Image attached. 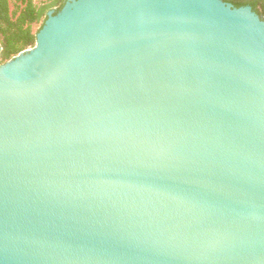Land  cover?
<instances>
[{"label": "water", "instance_id": "obj_1", "mask_svg": "<svg viewBox=\"0 0 264 264\" xmlns=\"http://www.w3.org/2000/svg\"><path fill=\"white\" fill-rule=\"evenodd\" d=\"M47 16L0 64V264H264V18L223 0Z\"/></svg>", "mask_w": 264, "mask_h": 264}, {"label": "trees", "instance_id": "obj_2", "mask_svg": "<svg viewBox=\"0 0 264 264\" xmlns=\"http://www.w3.org/2000/svg\"><path fill=\"white\" fill-rule=\"evenodd\" d=\"M234 7L250 6L264 18V0H223ZM66 0H0V64L36 44V35L47 19L48 12L58 13ZM35 26L39 28L35 29Z\"/></svg>", "mask_w": 264, "mask_h": 264}, {"label": "rangeland", "instance_id": "obj_3", "mask_svg": "<svg viewBox=\"0 0 264 264\" xmlns=\"http://www.w3.org/2000/svg\"><path fill=\"white\" fill-rule=\"evenodd\" d=\"M36 2L45 1V0H35ZM39 28V26H35V29Z\"/></svg>", "mask_w": 264, "mask_h": 264}]
</instances>
